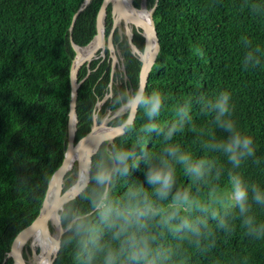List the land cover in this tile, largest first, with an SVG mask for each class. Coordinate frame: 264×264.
Segmentation results:
<instances>
[{
	"label": "trees",
	"instance_id": "trees-1",
	"mask_svg": "<svg viewBox=\"0 0 264 264\" xmlns=\"http://www.w3.org/2000/svg\"><path fill=\"white\" fill-rule=\"evenodd\" d=\"M82 1L0 0V264H14L12 258L6 257L11 243L38 214L48 180L62 162L74 54L69 26ZM101 1L91 0L78 15L71 33L75 43L85 45L95 35ZM154 2L147 0V5ZM156 3L153 20L159 51L146 86L149 90L160 89L170 97L159 123L173 119L172 105L195 90L228 89L235 103V119L254 136L257 154L264 155V65L247 69L242 65L246 37L264 46V18L242 7L244 0ZM133 4L138 8V0H133ZM110 6L107 17L111 14L113 20ZM132 40L143 49L144 40L138 32ZM119 48L127 82H122V76L116 73L120 80L116 84L125 90L127 86L135 88L141 62L126 40L119 43ZM99 61L94 60L89 69L83 65L78 73V79L83 80L76 101V139L89 131L94 113L99 118L121 106L110 102L97 106L111 82L110 65L106 62L102 72L101 68L95 69ZM123 115L116 116L113 123L118 125ZM193 115L197 121L208 119L199 115L197 109ZM144 122L143 117L138 118L137 126L142 127ZM217 132L227 135L220 129ZM193 135L187 133L181 140L195 150ZM114 142H125L123 134ZM128 142L134 143L135 136L129 137ZM162 143L160 137H154L149 141L150 150H158ZM145 169L141 159L130 178L146 182ZM71 171L66 186L73 182L75 166ZM246 174L264 180V172L251 162ZM180 176L183 183L182 170ZM226 187L227 181L217 191ZM258 214L264 218V212ZM241 254L250 257V264H264V241H253L239 227L231 236L221 237L212 252L213 256L225 258ZM55 264H74L72 249L56 256ZM194 264H209V259L194 256Z\"/></svg>",
	"mask_w": 264,
	"mask_h": 264
},
{
	"label": "clouds",
	"instance_id": "clouds-1",
	"mask_svg": "<svg viewBox=\"0 0 264 264\" xmlns=\"http://www.w3.org/2000/svg\"><path fill=\"white\" fill-rule=\"evenodd\" d=\"M242 7L264 18V0H244ZM243 48L244 68L264 65V46L246 37ZM104 100L124 107L118 123L125 142L100 134L88 145L71 197L55 209L56 256L71 248L74 264H194V256L209 264H250L244 254L212 255L218 240L238 227L264 241L258 214L264 180L246 174L249 162L264 172V155L235 119L232 92L195 90L172 105L174 118L164 124L159 120L170 97L160 89L108 84ZM194 109L208 119L197 121ZM187 133L194 134L195 150L181 140ZM154 137L163 141L158 150L149 147ZM141 159L146 182L130 178Z\"/></svg>",
	"mask_w": 264,
	"mask_h": 264
},
{
	"label": "water",
	"instance_id": "water-1",
	"mask_svg": "<svg viewBox=\"0 0 264 264\" xmlns=\"http://www.w3.org/2000/svg\"><path fill=\"white\" fill-rule=\"evenodd\" d=\"M91 2V0H83L77 10L74 12L72 16V20L69 26V37L70 42L72 44L74 54L71 61L70 66V100H69V107H68V114H67V123H66V134H65V140L67 138V145L65 146L64 152H63V158L61 164L54 170V172L51 174L48 183H47V189L45 192V196L43 198V201L41 203V206L39 208L38 214L33 219V223L31 225H27L24 228H22L14 237L10 250L8 251V256H11L13 259V262L16 261V255L19 256L21 261L25 264L22 256H21V247L15 250H12V246L14 244V241L17 239V237L22 234L27 229H31L32 227H37L39 229V233L41 235V241L43 243H49V248L55 250L54 247H51V244L53 241H55L60 233V229L58 225L56 224L55 220V209L58 206H62V201L67 200L71 197L74 187V181L78 178L79 168H80V162L84 158V156L87 154L88 145L94 143L97 136H95V132H97V128L104 124L107 119H109L108 115L111 114L109 111L108 114L101 120L100 123L97 121V113L93 114L92 117V125L88 132H86L84 135H82L80 138L76 139V131H77V125H78V116L76 111V101H77V94H78V86L81 84L82 80L78 79V73L81 69V67L84 65L88 69L90 67L91 61L93 59L94 54H87L83 55L80 50L83 48H88L91 43L93 42V39L97 35L100 37L105 36V28H106V16H107V7L110 4L109 0H102L100 7L96 14V33L93 36V38L86 43L85 45H79L75 43L71 37L72 29L75 24V21L78 17V15L87 7V5ZM156 4L152 8H147L145 4V0H141L140 7L143 8L147 13L149 20V27L150 30L145 31L144 30V36H145V45L147 44V41L152 40L155 47L153 49V52H150L148 54V48L144 46L142 50L138 49L134 44L132 46L133 52L136 54V56L139 58L141 62L140 66V73H139V82L138 83H144L146 85L147 78L149 75V71L154 64L156 60V56L158 54L159 50V40L157 37L156 28L154 25L153 20V10L155 9ZM137 25V24H136ZM142 27L141 25H139ZM106 43L108 41V48H110V55L113 59L112 55V48L114 49V44L112 42V34L106 35ZM104 50V49H103ZM103 50L100 52V54H104ZM80 51V52H78ZM114 52V50H113ZM115 55V53H114ZM147 55L148 58H145ZM116 56V55H115ZM114 60V59H113ZM101 101H98L97 105H99ZM123 106H120L116 111H114L112 114V117L116 115V113L122 108ZM122 131L121 128L118 125L112 126L110 133L106 134L110 137L114 138L121 135ZM75 166L76 168V178L74 181L69 185L66 186V180L68 178V175L71 174L72 168ZM66 178V180H65ZM65 182V183H64ZM34 224V225H33ZM36 225V226H35ZM57 230V237L51 238L52 232ZM47 247L40 246L41 253L35 254L34 259L29 261L27 264H36V261L39 262V264H55L56 260V254L50 256L49 253L46 252ZM34 254V253H33ZM16 264V262H15Z\"/></svg>",
	"mask_w": 264,
	"mask_h": 264
},
{
	"label": "bare ground",
	"instance_id": "bare-ground-1",
	"mask_svg": "<svg viewBox=\"0 0 264 264\" xmlns=\"http://www.w3.org/2000/svg\"><path fill=\"white\" fill-rule=\"evenodd\" d=\"M156 2H157V0H155L154 4H157ZM109 3L111 5V10H112L111 12L113 13V11H114V12H117V13L121 14L122 17H123V19H124V22H125V31H126L127 34H129V36H128L129 37V47L131 49V46H133V44H134L133 43V40H132L133 37L131 35L133 25L138 26V27H139V25H141L142 28L145 31H148V32L150 30L149 20L147 19L148 13L143 8H141V7H138L137 8L133 4V0H109ZM154 4L152 6H150L149 8H152L154 6ZM152 14H153V12H152ZM105 39H106V34H105L104 38H103V36L100 37L99 35H97L95 37V39H93V42L91 43V45L88 48H83L80 51L82 52L83 55L95 54L96 51H98V48L101 49V47H103L104 45H108V43L105 42ZM144 44H145V42H144ZM144 46L146 48H148V52H147L148 54H150V52H153V49L155 47V45L152 42L151 38H150V40L147 41V44L144 45ZM80 51H78V52H80ZM85 53H87V54H85ZM148 56L149 55H147L145 58H148ZM112 126L106 125V123L100 125L97 128V132H95V136H98L100 134H108V133H110V130H111V127ZM66 145H67V138H66V142H65V146ZM65 180H66V178H65ZM32 223H33V220L30 222L29 225H31ZM38 231H39V229L37 227H32L31 229H27L22 234H20L17 237V239L14 241V244L12 246V250H15L16 251V249L18 248V251H19V248L23 244L22 247H21V256H22L23 260H24V257H23V254H22V250H23V247H24L25 243H27V242H30L31 244H33L35 246L37 245V246L40 247L42 245L43 247H47L46 248V252L49 253L50 256L55 255V250L50 249L48 247L49 246V243L47 245V243H43V241H41V235H40V233ZM56 235H57V230H56V233L55 234H52L51 235V238H56L57 237ZM38 251H39V248H38ZM41 251H40V253H41ZM36 254H38V253H36ZM6 257L7 258L8 257L12 258L11 256H8V254L6 255ZM15 262H16V264H24L21 261V259L19 258V256H17V255H16V261ZM15 262H14V264H15ZM24 262H25V260H24ZM25 264H27V263L25 262ZM36 264H39V262L36 261Z\"/></svg>",
	"mask_w": 264,
	"mask_h": 264
},
{
	"label": "rangeland",
	"instance_id": "rangeland-1",
	"mask_svg": "<svg viewBox=\"0 0 264 264\" xmlns=\"http://www.w3.org/2000/svg\"><path fill=\"white\" fill-rule=\"evenodd\" d=\"M117 12H114L113 11V21H112V19H111V17L110 18H108V17H106V29H107V32H109V30H108V28H109V25L110 24H112L113 25V27L115 26V27H119L120 28V31L121 32H124V29H125V22H124V19H123V17H122V15L121 14H119V13H117ZM109 21H110V23H109ZM135 26V25H134ZM126 32V31H125ZM105 46V45H104ZM106 48V47H105ZM113 50H114V52H113ZM100 52H101V50H100V48H98V51H96V53L94 54V56H93V59H92V61H91V63L94 61V60H97V59H99L100 58ZM116 52H117V54H116ZM114 53H115V55H114ZM109 54V53H108ZM112 55H113V59L112 60H110V59H106V62L107 61H109L110 63L112 62L113 63V66H114V69H117V70H120L121 68H122V65H121V63H120V61H121V55H119L118 54V51H117V49H112ZM108 57H111V55H108ZM103 67H104V65H103ZM114 77H115V75H114ZM103 101V102H102ZM101 101V103L99 104V105H97L98 106V108H100V106L102 107V105H103V103L105 102V100H102ZM102 104V105H101ZM120 107V106H119ZM118 107V108H119ZM117 108V109H118ZM116 109V110H117ZM115 110V111H116ZM109 111H111V110H109ZM108 111V112H109ZM108 112L107 113H104V114H102V116L101 117H99L98 118V115H97V120H99V121H97L98 123H100L101 122V120L106 116V114H108ZM114 111H111L110 113L111 114H109L108 115V117H109V119H107L106 120V125H110V126H112V124H113V126H115V124L113 123V121L115 120V117L116 116H118V115H121V114H123L124 112H125V109H124V107H122L117 113H116V115L115 116H113L112 117V113H113ZM102 118V119H101ZM101 119V120H100ZM76 178V171H75V173H74V179ZM74 179H73V181H74ZM56 233V230L55 231H53L52 232V234H55ZM53 239V238H52ZM36 247V248H35ZM38 248H39V251H38ZM40 247L39 246H35V245H33V244H31L30 242H27V243H25V245H24V247H23V250H22V254H23V257H24V260H25V262L26 263H28L29 261H31V260H33L34 259V256H36L35 254L36 253H40ZM32 252V253H31ZM36 252V253H35ZM24 253H27V257H25L24 256ZM34 253V254H33Z\"/></svg>",
	"mask_w": 264,
	"mask_h": 264
},
{
	"label": "flooded vegetation",
	"instance_id": "flooded-vegetation-1",
	"mask_svg": "<svg viewBox=\"0 0 264 264\" xmlns=\"http://www.w3.org/2000/svg\"><path fill=\"white\" fill-rule=\"evenodd\" d=\"M145 4H146V7L149 8V6L147 5V0H145ZM141 5V0H138V7H140ZM110 6V4L108 5ZM108 8V7H107ZM110 9H111V6H110ZM107 15H108V11H107ZM107 17V16H106ZM109 17H111V14L109 15ZM108 17V18H109ZM112 19V17H111ZM113 21V20H112ZM105 23H106V20H105ZM111 25V28L109 29V32H107V29L105 28V34L106 35H109V34H112V42L114 44V47L115 49H117L118 51V54L121 55V65H122V68L120 70H117V69H114V66H113V63L107 61V63L110 65V78H111V82H109V84H116V83H119L120 80L116 77H114V75L117 73V74H120L122 77V82H127V78H126V74H125V70H124V65H123V56H122V52H121V49L119 48V43L123 40H126V42L128 43L129 45V34H127L125 32V29H124V32H121L120 31V28L119 27H113L112 24ZM139 28V29H138ZM138 32L142 37H143V43L145 42V36H144V29L142 27H138V26H134L132 27V32H131V35L132 37H134L135 33ZM116 34H118V41H115V36H117ZM106 42V41H105ZM108 43V41H107ZM136 45V44H135ZM106 47V48H105ZM144 48V47H143ZM104 49V50H103ZM101 51L103 50V53L104 54H100V61L98 62V65L96 66L95 69H98V68H101L102 69V72H104L105 68L103 67V65L106 63V59H110L112 60L111 57H108V55H110L111 51H110V48H108L107 45L101 47L100 49ZM131 52H133L132 50V46H131ZM142 50V49H141ZM109 53V54H108ZM134 53V52H133ZM117 54V52H116ZM135 54V53H134ZM136 56V54H135ZM137 57V56H136ZM141 66V64H140ZM140 73V72H139ZM127 88L129 89V86H127ZM104 99V98H103ZM27 255V253H26Z\"/></svg>",
	"mask_w": 264,
	"mask_h": 264
}]
</instances>
